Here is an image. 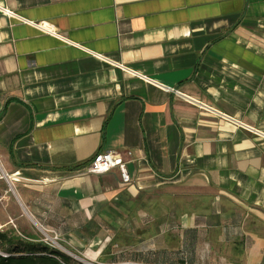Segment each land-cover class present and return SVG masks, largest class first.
I'll return each mask as SVG.
<instances>
[{"label":"crops","instance_id":"1","mask_svg":"<svg viewBox=\"0 0 264 264\" xmlns=\"http://www.w3.org/2000/svg\"><path fill=\"white\" fill-rule=\"evenodd\" d=\"M0 6L1 251L264 264V0ZM110 150L131 183L84 172Z\"/></svg>","mask_w":264,"mask_h":264},{"label":"built area","instance_id":"2","mask_svg":"<svg viewBox=\"0 0 264 264\" xmlns=\"http://www.w3.org/2000/svg\"><path fill=\"white\" fill-rule=\"evenodd\" d=\"M0 10L3 11V13L5 14H12L13 13L11 11H9L7 9V7H2L0 6ZM173 91H175L178 95H180L182 98L188 100V101H192V102H196L199 104L204 105V103L202 101H199L197 99H194L186 94H182L179 90L177 89H172ZM216 111V110H215ZM227 116V115H224ZM227 118H231L228 117ZM129 154H131V152L129 151ZM119 168L120 173H121V177H122V181L125 184H129L132 182V177L130 175V173L128 172L126 163L121 159L120 154L114 150H110V151H104V152H100L97 153L93 160L88 163L85 167H84V172L86 173H94V174H103L106 173L108 171H110L112 168ZM0 168H2V165L0 163ZM3 177L6 178V180L10 183H12V176L8 175V174H4ZM41 230L43 232V237H41L40 241L51 245L55 248H59L61 251L68 253H71L74 258H79V256L75 253H73L72 251H70V249H68L66 246H64L63 244H61L59 242V240H61L60 235L53 230H49L46 227H44L43 225H41ZM53 233L54 236L50 235V233ZM1 254L3 256H7L8 254H5L3 252H1ZM86 264H137L133 261H124V262H120V261H97L95 260H90V259H86L85 260ZM63 264H67L62 260Z\"/></svg>","mask_w":264,"mask_h":264},{"label":"trees","instance_id":"3","mask_svg":"<svg viewBox=\"0 0 264 264\" xmlns=\"http://www.w3.org/2000/svg\"><path fill=\"white\" fill-rule=\"evenodd\" d=\"M0 240L4 243H14L13 239L7 238L5 232L0 230ZM9 252L0 250V264H73L70 257L58 251L54 247L44 242H32L23 248L4 249ZM1 252L8 254L3 256Z\"/></svg>","mask_w":264,"mask_h":264},{"label":"rangeland","instance_id":"4","mask_svg":"<svg viewBox=\"0 0 264 264\" xmlns=\"http://www.w3.org/2000/svg\"><path fill=\"white\" fill-rule=\"evenodd\" d=\"M35 226V225H34ZM34 231H35V234H36V236H41V237H43V232H42V230H41V225L40 224H37V226L36 227H34ZM59 235H60V232L59 231H56ZM48 233H50V232H48ZM50 235H52V236H54V234L53 233H50ZM60 237H61V235H60ZM59 242L61 243V244H63L64 246H65V243L62 241V239L61 240H59ZM51 246V245H50ZM53 247V246H52ZM55 248V247H54ZM55 249H57L58 251H61L59 248H55ZM117 249V248H116ZM62 253H64L65 255H67V256H69L70 257V259H71V261H72V263L73 264H86V262H85V258H84V256L83 255H80L79 256V254H77L78 256H79V258H74V256L71 254V253H66V252H63V251H61ZM110 258L111 256L110 255H108V256H103L102 258H101V260H105V259H107V258Z\"/></svg>","mask_w":264,"mask_h":264}]
</instances>
